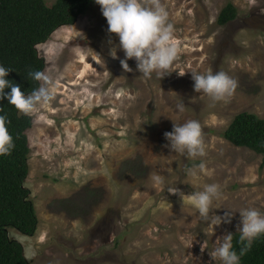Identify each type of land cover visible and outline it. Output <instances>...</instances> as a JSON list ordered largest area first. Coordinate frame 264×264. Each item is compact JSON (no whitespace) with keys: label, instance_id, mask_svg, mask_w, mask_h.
Segmentation results:
<instances>
[{"label":"rangeland","instance_id":"374dc122","mask_svg":"<svg viewBox=\"0 0 264 264\" xmlns=\"http://www.w3.org/2000/svg\"><path fill=\"white\" fill-rule=\"evenodd\" d=\"M229 2L236 17L220 25ZM161 3L181 51L176 70L160 80L155 73L144 77L134 59L127 61L132 71H125L119 48L118 58L110 56L118 36L108 33L95 0L37 45L56 88L54 102L25 114L32 125L24 185L38 225L32 236L7 229L30 264H221L209 253L223 235L239 232V211L264 212L262 155L222 134L240 112L264 119V0ZM209 69L237 82L231 96L212 101L194 90L190 70ZM181 100L183 112L176 107ZM193 119L202 126L205 155L169 151L164 133ZM191 169L199 171L198 182ZM155 175L186 195L218 183L212 211L232 212L231 222L212 232L178 194L162 193Z\"/></svg>","mask_w":264,"mask_h":264},{"label":"clouds","instance_id":"9594fccd","mask_svg":"<svg viewBox=\"0 0 264 264\" xmlns=\"http://www.w3.org/2000/svg\"><path fill=\"white\" fill-rule=\"evenodd\" d=\"M95 2L101 6L102 15L107 21L108 33L118 36L119 43L110 48L109 54L116 59L118 48L124 52V59L120 60V64L125 71H132L127 63L129 59L135 60L136 68L146 78H151L155 73L160 80L176 70L173 65L181 50L179 43L174 40L175 29L170 22L169 12L161 0H95ZM109 43H112L111 39ZM12 70L11 67L0 63V101L6 99L23 114L31 113L41 102L44 104L54 102L56 88L48 74L42 71H29L28 76L39 82V86L26 93L21 90L20 84L8 79ZM190 71L194 90L206 94L212 101L224 100L231 96L237 86V82L223 71L213 72L211 69L203 73ZM179 74L183 75L184 72ZM176 107L179 112L185 110L182 100ZM7 124V114L0 107V156L11 155L15 147L14 138ZM164 137L168 142L165 147L171 152L191 157L205 155L202 126L197 120H187L182 124L174 123L172 130L165 132ZM203 167V164L199 166L200 169ZM188 174L194 182L199 181L200 173L196 169L189 170ZM153 182L161 187L162 193L167 189L169 193L178 194L183 204L195 210L200 221L211 225L212 232L213 226L231 222L232 212L216 215L212 211L218 208L213 207V204L221 195V186L218 183L204 184L202 190L192 191L186 195L176 187H165V178L161 175H155ZM169 206L171 207L170 204ZM239 213L242 224L238 230L239 242L242 245L239 252L233 247V233L228 232L209 253L213 260L219 259L221 264H241V257L251 250L252 242L264 235V212L253 207L242 209ZM194 240L195 237L188 247H191Z\"/></svg>","mask_w":264,"mask_h":264},{"label":"trees","instance_id":"16d2710c","mask_svg":"<svg viewBox=\"0 0 264 264\" xmlns=\"http://www.w3.org/2000/svg\"><path fill=\"white\" fill-rule=\"evenodd\" d=\"M93 0H0V63L11 67L8 79L30 93L39 86L29 71H42L45 59L37 45L45 42L62 25H71L85 13ZM236 7L227 3L217 22L224 25L236 17ZM7 91V89L5 90ZM0 107L8 117V130L14 138L11 155L0 156V264H30L22 243L8 235L14 228L24 235H34L38 218L30 190L24 185L29 172L30 153L26 131L32 125L29 115L21 114L6 99ZM223 137L262 155L264 165V119L256 114L240 112L234 116ZM239 232H233V247L239 252ZM241 264H264V235L252 242L251 250L241 257Z\"/></svg>","mask_w":264,"mask_h":264}]
</instances>
